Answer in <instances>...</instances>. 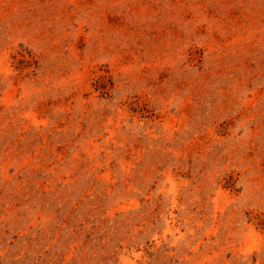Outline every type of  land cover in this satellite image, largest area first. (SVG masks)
I'll list each match as a JSON object with an SVG mask.
<instances>
[{
  "label": "rangeland",
  "instance_id": "obj_1",
  "mask_svg": "<svg viewBox=\"0 0 264 264\" xmlns=\"http://www.w3.org/2000/svg\"><path fill=\"white\" fill-rule=\"evenodd\" d=\"M0 264H264V0H0Z\"/></svg>",
  "mask_w": 264,
  "mask_h": 264
}]
</instances>
